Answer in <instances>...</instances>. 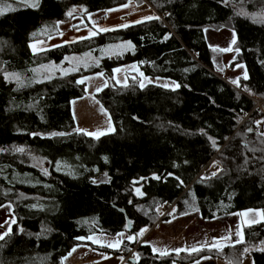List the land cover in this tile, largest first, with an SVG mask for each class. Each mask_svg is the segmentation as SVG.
Masks as SVG:
<instances>
[{
    "label": "trees",
    "instance_id": "trees-1",
    "mask_svg": "<svg viewBox=\"0 0 264 264\" xmlns=\"http://www.w3.org/2000/svg\"><path fill=\"white\" fill-rule=\"evenodd\" d=\"M129 1L40 0L35 8L11 2L15 11L0 15V149H6L0 151V209L11 205L15 219L12 234L0 248V264H63L62 258L73 248L92 244L77 237L96 232L134 235L141 227L152 229L170 205L175 214L198 213L205 220L253 209L264 216V160L259 159L264 155V136L256 123L263 113L255 109V100L264 101V23L238 13L239 0H229L228 5L217 0H135L151 5L160 19L40 53L28 47L60 34V25L76 17L83 22L73 29L89 26V15ZM246 8L264 10V0H251ZM73 9L82 10L77 15ZM207 27H230L235 32L239 51L231 67L243 63L248 72V79H241L239 85L217 73L218 52L214 54L206 42ZM165 33H171L167 40ZM126 41L135 45L134 50L102 56L101 48ZM83 55L101 59L50 80L36 77V68L62 65L65 57ZM122 66L136 68L126 76L136 74L138 80L128 78L127 87L111 78L114 69ZM5 71L17 74L21 84L5 81ZM97 72L109 79L96 96L115 132L94 139L73 131L71 102L82 98L87 87L86 82L75 81ZM141 73L181 87L173 91L148 84L141 89ZM201 128L207 135L200 133ZM51 132L69 135L50 137ZM208 136L216 141V148ZM18 147L24 151H16ZM32 157L41 160L49 175L33 164ZM185 159L188 165L182 163ZM214 160L220 162V178L201 183L199 177ZM173 162L180 167L173 168ZM152 173L161 179H153ZM137 185L144 195L136 194ZM127 221L131 230L124 228ZM146 239L125 241L116 248L91 246L125 257L133 250L137 260L127 261L135 264H191L206 257L241 264L248 255L255 264H264V252L256 250L264 247V219L244 228L242 243L219 250L203 247L161 257ZM245 247L248 253H243Z\"/></svg>",
    "mask_w": 264,
    "mask_h": 264
},
{
    "label": "rangeland",
    "instance_id": "rangeland-1",
    "mask_svg": "<svg viewBox=\"0 0 264 264\" xmlns=\"http://www.w3.org/2000/svg\"><path fill=\"white\" fill-rule=\"evenodd\" d=\"M6 2H8V3H6ZM11 2H19V3L25 4L26 6H28L34 2L39 4L40 0H26V2H25V0H0V7H4L6 4H12ZM250 2H251V0H239L236 3V5H237L236 11L238 13H240L241 15L246 16V17H248V18H250L256 22L264 23V10H256V11L248 10L246 7ZM81 10L82 9H76L74 11V13L79 15L81 13ZM5 13H7V12H5ZM96 14H98V13H96ZM92 15H95V14H92ZM92 15H89V16H92ZM100 16H101V14L98 15V18H100ZM89 18H92V17H89ZM82 22H83L82 19L76 17V19L72 20L71 22L60 25V29L65 31V30L71 29L73 26L78 25ZM206 30L207 31H205V39H206V42H207L209 48L214 52V54H215V52H218V54H216L215 59H214L215 69H216L217 73H219L223 77H226L227 81H230V83H232L233 80H238V85H239L240 80L244 79L245 73H247V77H248V72H247L246 66L243 63H238V64H235L234 66L231 67V62L235 59V57L237 55V51L235 49V43H232L234 35H235V41H236L235 32L230 27H224V28L216 29V30L207 27ZM117 45H120V44H117ZM117 45H113V46H117ZM225 48H228L230 50L229 51H223V49H225ZM51 49H54V48H51ZM51 49H49V50H51ZM46 51H48V50H46ZM126 51L127 50H121L119 48L113 47L111 49V51L107 52L103 56H110L111 57V56H114L117 54H122ZM73 57L83 58L84 60H88L89 66L91 64H95V63H92L91 60H89V57L101 59V57H94L92 55L70 56L68 58L70 60ZM100 59H99V61H100ZM69 60H65V64L58 65V66L55 65L56 70L52 73V75H55L57 73L59 75H61L59 72L60 68H69L70 67ZM237 65H239V66H237ZM47 66H50V65H47ZM47 66L35 69V74H36L37 78L40 79L42 75H45V76L49 75V71H48ZM80 68H85V67L83 66V64H81ZM118 68H120L121 71L118 73L114 72L115 79H113V80L115 82H116V80L123 81L125 78H127L126 72L131 71V69L129 70L128 67H124V66L118 67ZM94 74L95 73L89 74L88 77H90V79L85 81L87 83L85 95L82 98L75 99L71 102L72 114H73V117L75 120L76 127L85 129L87 131H97V130L104 131L108 127L110 115L105 111H101L102 105L99 102L96 95L102 89H104L105 87H107L109 85V79L106 78L104 74H103V77H96ZM131 77H132V80H133V77H136V79H137L136 74H132ZM144 77H146V76H144ZM147 78L151 79L153 82L148 83V81L145 80V85L155 84V85L160 86L162 83L173 82L172 80L164 79V78H161L160 80H157L155 77H147ZM105 81L107 82V86H104ZM127 81H128V79H127ZM118 85H123V84H118ZM233 85L236 86L237 84H233ZM97 87H99L101 89L99 92L96 91ZM259 101H262V100H259ZM255 102H256V100H255ZM110 119H111V117H110ZM111 124L115 128L112 120H111ZM114 132L107 133L106 135H110ZM106 135H103V136H106ZM32 162L35 166L39 167L40 169H45V166L41 162L40 159H38L36 157H32ZM206 169H209V166ZM206 169L203 171L202 176L207 175ZM209 170H213V169H209ZM138 186H139V188H141L140 185H137V187ZM254 211L258 212L257 214H259L260 216H263V212L261 210L254 209ZM178 215L179 214H175V212H174V216L172 217V219L163 221L162 225L170 223L169 226H172L173 223H177V220H175L174 218H179V217H177ZM234 215L236 216V218H240V220L241 219L246 220L245 218L242 217L243 215H241V212L236 213ZM231 216H233V215H231ZM231 216H229V217H231ZM256 219H257V217L254 215H252L250 218V220L254 224L256 223L255 222ZM262 219H264V216H263V218L261 217V220ZM13 220H15V219L12 215L11 208L8 205L2 207L0 209V232L6 231L9 227H11V225L13 224L12 223ZM160 222H162V221H158L153 228H156V226ZM234 226L235 225H232L233 228H232L231 241H237V240L241 239V237H238L236 235V233L238 231V227L237 226L234 227ZM145 229H146V231L143 233V235L135 236L134 239L131 241L127 240L126 238H123L119 247L121 245H123L125 243V241H127L129 243L135 242V241L141 242L142 237L144 235L150 234L152 231V229H150V228H145ZM239 232L241 233L242 241H243L244 236H243L241 231H239ZM123 233H124L125 237L127 235H131V234H128L126 232H123ZM212 233H213V235L211 236V241H210L211 243L213 241V238L219 239V236H217V234H219L218 231H216V232L212 231ZM221 233L225 234L224 231L223 232L221 231ZM226 234H227V232H226ZM91 236H94V238L104 241L105 242L104 246L107 245V243L113 242L114 240L119 238V237H117L116 234L115 235H109V234H103V233H98V232L91 234ZM86 240L91 242L93 244V246L94 245H96V246L100 245V244H94L91 240H88V239H86ZM223 243L235 244V243H230L228 240H223L222 244ZM146 244H148V243H146ZM91 245H79V246L75 247L77 249L75 251L76 253L74 252V254L79 255L78 259H82L83 256H85L84 259H90L89 257H91V256L106 253V252H104L100 249H97ZM216 249L219 250V248H216ZM132 253H133V251H132ZM168 254H170V252ZM103 255H105V254H103ZM75 258L76 257H72L69 260L66 259V263L67 264L73 263V261H76ZM137 258H138L137 254H132V259L136 260ZM62 262H64V259L62 260ZM101 262H105V261L104 260H92L90 262L88 261V264H100ZM203 262H205V263H202V264H229L226 261L224 263V260L222 261L220 259H213V258H207ZM252 262H253L252 255H248L244 260V264H252ZM200 263L201 262H199V264Z\"/></svg>",
    "mask_w": 264,
    "mask_h": 264
},
{
    "label": "crops",
    "instance_id": "crops-1",
    "mask_svg": "<svg viewBox=\"0 0 264 264\" xmlns=\"http://www.w3.org/2000/svg\"><path fill=\"white\" fill-rule=\"evenodd\" d=\"M126 4L128 5V7L117 6V7L111 8L112 11H109L108 9L106 11L99 12L98 14L95 13V15L88 16V21L91 24L89 26L80 27L77 29L71 28V29L61 32L58 35L50 37L47 40L32 42L36 44L37 51L35 53H40V52L49 50L51 48H55V47L57 48L63 45L76 43V42H79L85 39L93 38L99 33H105V32H98L97 34L91 37H88V31L89 29H94V25L96 26V28H108L110 30L106 32H110V31L126 29L132 26H136L142 23L149 22V21H144L139 24L131 23L132 21L141 19L145 15H155V16L160 17L158 12L147 2L139 3L135 0H131ZM100 14L101 16L100 18H98V15ZM89 17H92V18H89ZM119 24H127L129 26L125 28L115 27ZM77 37H87V38L76 39ZM128 68L129 70L131 69V71L136 70V68L134 69L130 66ZM131 76L132 75H128L127 79L132 78ZM223 79L226 80V77H223ZM165 208L162 210L161 218L159 220L162 222L158 223L156 228H152V231L150 234L144 235L141 239V242L147 238L146 243H148V245L151 248L155 247L160 250H166L167 253L169 252L177 253L176 249L180 250L178 253H181V252L191 253L189 251H186V249H191L194 246L198 248H203L200 246L205 245L206 243L207 244L211 243L210 242L211 236L213 235L212 231H215V232L218 231L219 234H217V236H219V238L223 236L225 237L229 233H231L232 235V228H233L232 225L237 226L238 231H241L244 236L245 227H249V226L261 223L263 221V219L261 220V217L263 218V216H260L259 214H257L258 212H255L253 209V210H246V211L241 212V215H243L242 217L245 218L246 220L244 219L240 220V218H236L235 215L231 217L228 216V217H221V218H217L213 220H205L198 213L179 214L177 216L179 218H174L175 220H177V223H173L172 226H169L170 223L164 224V225H162V223L165 220L172 219V217L174 216V212L172 211V215L169 218L163 219ZM252 215L257 217L255 224L252 223V221L250 220ZM221 231L222 232L224 231L225 234L221 233ZM243 241H244V238H243ZM222 242L223 241H221V244ZM240 243H235V244L223 243L222 247H220L219 249H224L226 247L234 246ZM76 249L77 248H75V251ZM75 251H71V255L66 256V259L68 260L71 259L72 257H76L75 258L76 261H73V263L71 264H88V261L90 262L92 260H104L105 261V262H101L100 264H135L134 262L126 261V257L124 255H114V254H107V253H103L105 255L97 254V255L91 256L89 257L90 259H84L85 256H83L82 259H78L79 255L74 254ZM132 251H131V254H133ZM155 253L159 254V252H155ZM131 258H132V255H131ZM207 258H211V257H206V258L199 260V262H201L200 264L205 263L203 261ZM66 259H64L63 264H67ZM213 259H217V258H213ZM173 264H180V263H173ZM191 264H195V262ZM241 264H244V261Z\"/></svg>",
    "mask_w": 264,
    "mask_h": 264
},
{
    "label": "snow or ice",
    "instance_id": "snow-or-ice-1",
    "mask_svg": "<svg viewBox=\"0 0 264 264\" xmlns=\"http://www.w3.org/2000/svg\"><path fill=\"white\" fill-rule=\"evenodd\" d=\"M25 2H26V0H25ZM166 2H170V0H166ZM217 2L221 3V4H224V5H228L229 4V0H217ZM28 6H31V7L35 8V7H38V3L34 2V3H32L31 5H28ZM120 7H128V5L127 4H121ZM74 10L75 9H73V11ZM9 11H15V9L13 8L12 4H6L4 7H0V15H3L5 12H9ZM109 11H112V9H109ZM67 15L71 16L72 15V11H69L67 13ZM165 15H170V13H165ZM159 19H160V17L155 16V15H145L141 19L132 21L131 23L139 24V23H142L144 21L159 20ZM57 23L59 24L60 22L57 21ZM128 26L129 25H127V24H119V25H117L115 27L125 28V27H128ZM94 29H89L88 37H91V36L97 34L98 32H106V31L110 30L108 28H96L95 25H94ZM205 31H207V30L205 29ZM32 35H35V33H32ZM170 36H171V33H165V35L163 36V39L167 40ZM85 38H87V37H77L76 39H85ZM232 43H235V35L233 36ZM28 47L32 49L33 53H35L37 51L35 43H29ZM113 47L119 48L121 50H129V49L134 50L135 45H133L131 41H126V42H124V43H122L120 45H117V46H111L110 45V46H107V48H101L100 49V52H101L102 56L104 54H106L107 52L111 51V49ZM229 50L230 49H228V48L223 49V51H229ZM236 51H239V48H237ZM65 59L69 60L68 57H65ZM99 59L100 58L89 57V60H91V62L95 63V64H99ZM69 63H70V67L69 68H60L59 69V72H60L61 75H67L68 72H70V71H72V72L78 71L81 64H83V66L85 68H87L89 66L88 60H84L83 58H75V57H73V58H71L69 60ZM140 63H144V61H141ZM237 66H239V65H237ZM42 67H45V66H42ZM47 67H48L49 75H46L44 77V79H49L50 80L52 78V73L56 70V66L55 65H50V66H47ZM120 71H121L120 68L114 69L115 73H118ZM184 71L187 72V71H189V69L185 68ZM94 75L96 77H103V72H97ZM3 76H4L5 81L14 80L17 83L18 86L21 84V80H20L19 76L17 74H15V73H8V72L5 71L3 73ZM140 76L142 77V79L139 80V87L141 89H143L145 87V80H147L148 83H152L153 82L151 79H149L147 77H144L143 73H141ZM111 78L115 79L114 76L111 77ZM244 78L248 79L247 73L244 74ZM89 79H90V77H88V76H82L79 79H77L75 81V83L84 84L85 81H87ZM156 79L160 80L161 78L157 77ZM133 80L135 81L136 77H133ZM116 83L123 84L124 87H127L128 81H127V78H125L123 81L116 80ZM232 83L238 85V80H233ZM104 86H107V82L106 81L104 83ZM160 86L165 88V89H172L173 91H175V89H178V88L181 87L180 83H177V82H174V81L170 82V83H162ZM184 86L185 87H189L188 85H184ZM245 89L247 90V86H245ZM100 90L101 89L99 87L96 88L97 92H99ZM213 103H214V101H213ZM101 111H105L106 112V110L103 109V107H101ZM256 123L259 124L260 121H256ZM248 130L252 131L251 128H249ZM73 131L76 132L77 134H81L82 133V134H84L86 136H89V137H92L94 139H99L101 136L106 135L107 133L114 132L115 128L112 126L111 119L109 117L108 127L104 131H100V130L87 131V130L79 128V127L74 128ZM199 131H200L201 134L207 135V133L205 132V130L203 128L199 129ZM31 135L35 136V135H40V134L39 133H31ZM47 135L50 136V137H57V136L63 137V136L69 135V133H66V132H51V133H48ZM208 140L212 141L213 148L217 147L216 141L213 139V137L208 136ZM261 143L264 144V141H261ZM15 150L19 151V152H23L24 151V149L22 147H18ZM0 151H6V149H0ZM253 151H255V149H253ZM261 151L264 152V149H261ZM102 159H103V161L105 163L108 162V157L107 156H103ZM259 159L264 160V155L259 157ZM247 162H248V160H247V158H245V164H247ZM182 163L184 165H188L190 162H189V160L185 159V160H183ZM66 167H69V166L66 165ZM172 167L173 168H178V167H180V165H178L175 162H173ZM209 169H213V170H209ZM209 169H206L207 175L199 177V181L201 183H206V182L210 181L212 178H216V179L220 178L218 176V173L222 174V169L220 167V162L219 161H216V160L212 161L211 165L209 166ZM57 170H60L59 162H57ZM42 171H43L44 175H49V172H48L47 169H42ZM94 171H98V169H94ZM72 174L73 173L71 171H69V175H72ZM107 175H108L107 172H105L104 176H107ZM151 175H152L153 179H156V180H160L161 179V177L158 176L155 173H152ZM167 176H174V174L172 172H168ZM166 178L167 177H165V179ZM140 179L141 180H146L147 178L146 177H140ZM174 179L179 181L180 184L184 183V181L181 180L179 176H174ZM93 183H96V180H93ZM134 183H135V181H134ZM135 192H136V194L138 196L144 195V193L141 191V189L139 187L135 188ZM20 195L23 196V193H21ZM129 203H131V201H129ZM0 206H2V205H0ZM9 207H11V205H9ZM31 207L32 208H36L37 205L36 204H32ZM196 210L198 211V209H196ZM172 211L175 212V208H173ZM12 223H15V221L13 220ZM130 223L131 222H129L128 224H125L124 228L127 229L129 227ZM20 231H23V229H20ZM145 231H146V229L144 227H141L139 229V232L135 233L134 235H127L126 237H125L123 232H118L116 235L119 238L114 240L113 242L107 243V247H109V248L119 247V245L122 242L123 238H126L127 240L131 241V240L134 239L135 236L143 235V233ZM11 234H12L11 227H9L6 231L0 232V241L4 242V243H0V248H3L5 246V244L7 243V240L5 238L9 237ZM236 235L238 237H241V239L237 240V241H231V233H229L227 236L220 237L219 239L213 238L212 243H210V244L206 243L205 245H201L200 247H205L206 246V247H209V248H213V247L214 248H220V247H222L221 241H223V240H228L230 243H240V242H242L241 233L239 231H237ZM77 239H79V240L88 239V240H91L94 244H100L101 246H104V244H105L104 241H102L100 239H96V238H94V236H91V235L87 236V237L80 236V237H77ZM261 245H264V241H261ZM199 250H200V248L195 247V246L192 247L191 249H186V251H189V252H198ZM256 250L264 252V247L257 246ZM72 251H75V248H73ZM152 251L153 252H159V255L161 257L166 256L168 254L166 250H160V249H157L155 247L152 248ZM176 251L179 252L180 250L176 249ZM248 252H249V248L248 247L243 248V253H248ZM68 254L71 255V252H69ZM62 259H66V257H63ZM195 264H199V261H195ZM252 264H255V262L253 261Z\"/></svg>",
    "mask_w": 264,
    "mask_h": 264
},
{
    "label": "built area",
    "instance_id": "built-area-1",
    "mask_svg": "<svg viewBox=\"0 0 264 264\" xmlns=\"http://www.w3.org/2000/svg\"><path fill=\"white\" fill-rule=\"evenodd\" d=\"M255 109H259L263 113L262 118L259 120L260 123L257 124V128H258L259 134H261L262 136H264V101L256 100V107H255ZM173 207H174V205H170V206H167L165 208V213L163 215V219L164 218H169L172 215V209H173ZM131 255L132 254L130 253L127 256L126 260H128L131 257Z\"/></svg>",
    "mask_w": 264,
    "mask_h": 264
},
{
    "label": "water",
    "instance_id": "water-1",
    "mask_svg": "<svg viewBox=\"0 0 264 264\" xmlns=\"http://www.w3.org/2000/svg\"><path fill=\"white\" fill-rule=\"evenodd\" d=\"M121 212H123V211L121 210ZM129 222H130V221H127V224H128ZM128 228H129V230H131V228H132V224H131V223L129 224V227H128Z\"/></svg>",
    "mask_w": 264,
    "mask_h": 264
}]
</instances>
